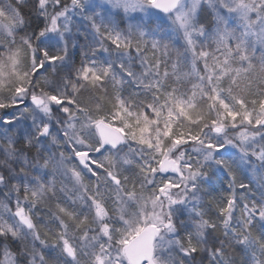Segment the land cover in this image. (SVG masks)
<instances>
[{"label":"snow or ice","instance_id":"obj_1","mask_svg":"<svg viewBox=\"0 0 264 264\" xmlns=\"http://www.w3.org/2000/svg\"><path fill=\"white\" fill-rule=\"evenodd\" d=\"M0 264H264V0H0Z\"/></svg>","mask_w":264,"mask_h":264}]
</instances>
